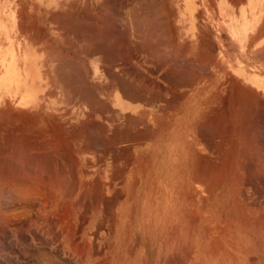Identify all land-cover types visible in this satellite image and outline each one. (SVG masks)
I'll use <instances>...</instances> for the list:
<instances>
[{"label":"rangeland","instance_id":"374dc122","mask_svg":"<svg viewBox=\"0 0 264 264\" xmlns=\"http://www.w3.org/2000/svg\"><path fill=\"white\" fill-rule=\"evenodd\" d=\"M193 1L26 0L39 2L42 8L41 38L26 42V51L20 54L17 41L1 25L0 9V92H21L25 102L17 105L12 96L0 100V211L9 212L4 214L8 218L0 217V227H8L0 228V235L10 237L11 264H29L33 253L24 249L19 234H27L31 242L36 238L42 255L51 253L56 258L55 248L65 241L66 232L53 225L57 219L66 220L59 215H68V222L72 221L73 264H169L167 242H177L178 226L181 231L184 228L180 236L186 242L197 238L202 243L230 241L235 255L242 249L258 257L264 253L263 96L231 75L212 73L211 51L203 49L202 88L198 95L196 91L201 121L195 123L200 154L194 163L185 153L171 152L172 148L161 144L167 139L151 145L144 112L137 121L125 117L114 107L112 89L105 94L97 90L99 80H105L107 87L114 80L119 41L113 37L115 27L122 33L123 56L130 54L136 78L144 80L140 27L152 14H161L158 8L163 2ZM99 29L106 34H99ZM99 50L109 65L105 74H98ZM11 58L20 74L4 73ZM12 78L18 84H9ZM190 124L171 123L166 133L172 125L186 133ZM19 148L21 152L16 151ZM36 189H41L44 200L37 192L31 195ZM26 191L24 197L30 201L24 202L18 195ZM23 211L30 213L26 212L29 219ZM57 211L67 214L57 215ZM19 212L21 220L22 213L15 215ZM22 221L29 227L21 233Z\"/></svg>","mask_w":264,"mask_h":264},{"label":"crops","instance_id":"0c3cea01","mask_svg":"<svg viewBox=\"0 0 264 264\" xmlns=\"http://www.w3.org/2000/svg\"><path fill=\"white\" fill-rule=\"evenodd\" d=\"M160 6L158 10L162 11L161 14H152L139 30L143 37L139 49L145 55L144 80L136 78L130 54L123 56L122 33L115 27L113 37L119 41L115 45L114 80L111 87H107L105 80H99L97 90L105 94L107 88L112 89L114 107L125 117L138 120V116L144 112L149 123L147 137L151 139V145H158L159 139H167L161 144L172 148L171 152L185 153L187 160L195 163L196 154H200V136L196 135L195 123L201 121V103L196 100V91L198 95L202 88L203 49L209 48L211 51L209 64L212 73L231 75L245 88L256 90L259 96L264 97V0H194L163 2ZM0 9L1 25L9 38L17 41L19 54L26 51V42L40 40L42 8L39 2L2 0ZM5 29L3 34L6 33ZM98 33L105 35L106 31L99 29ZM87 58L89 60V54ZM98 59L101 61L98 74H105L109 65L104 51L99 50ZM15 62L11 58L4 73L20 74ZM87 67L90 74L89 63ZM27 72L30 71L25 70V74ZM87 89H90L89 83ZM141 107H144V111ZM171 123L193 124L189 125L186 133L177 129V125H172L173 129L169 128L166 133ZM0 214L4 218L8 217L4 214L9 212L0 211ZM64 217L65 221L53 224L62 233L64 229L66 231L65 241L55 248L58 251L54 255L56 258L51 253L43 256L36 238L31 242L27 234L18 235L24 249L33 252L30 253L29 264H73V225L71 221V227H67L68 216L62 215ZM28 227L29 224L25 222L18 226L21 233ZM0 228L8 227L2 225ZM177 228V242H167L169 264H264V253L258 257L242 249L235 255L234 244L228 241L202 243L197 238L194 242H186L185 237L180 236L185 233L184 228L183 231L180 226ZM68 229L72 231L70 237ZM9 238L0 235L2 264H11ZM28 239L30 242L27 243ZM171 259H176V262L171 263Z\"/></svg>","mask_w":264,"mask_h":264},{"label":"bare ground","instance_id":"6f19581e","mask_svg":"<svg viewBox=\"0 0 264 264\" xmlns=\"http://www.w3.org/2000/svg\"><path fill=\"white\" fill-rule=\"evenodd\" d=\"M0 79H1V77H0ZM14 83H15V84H18V79H17V78H16V79H15V78H12V79L9 81V84H14ZM10 96H12V97H14V98L16 99L15 101H16L17 105H22V106L25 105V102H22L21 99H20V97L22 96V95H21V92H20V94H19V92H17V93L11 92V93H10V91H9V93H8V92H4V91H3V93L0 92V100H2L3 98H9ZM2 97H3V98H2ZM17 97H18V98H17ZM32 103H33V102H32ZM27 105H28V104H27ZM37 118H38V116H37ZM2 121H3V120H2ZM19 121H21V120H19ZM34 121H35V120H34ZM135 121H137V120H135ZM21 122H22V121H21ZM217 123H218V122H217ZM39 124H40V123H39ZM19 125H20V124H19ZM26 125H27V124H26ZM135 125H136V124H135ZM27 128L29 129V127H27ZM33 128H34V127H33ZM36 128H37V127H36ZM31 129H32V128H31ZM37 129H38V128H37ZM37 129H35V131H36ZM49 129L51 130V128H49ZM40 130H41V129H40ZM50 130H49V131H50ZM16 131H17V130H16ZM30 131H31V130H30ZM42 131H44V130H42ZM221 131H222V130H221ZM18 132H20V131H18ZM26 132H27V131H26ZM50 132H52V130H51ZM125 132H126V131H125ZM38 133H39V132H38ZM38 133H36V134H38ZM47 133H48V132H47ZM13 134H14V133H13ZM22 134H23V133H22ZM128 134H129V133H128ZM7 135H8V134H7ZM41 135L43 136L44 134H43V133H42V134L40 133L39 136L41 137ZM103 135H104V134H103ZM103 135H102V136H103ZM11 136H13V135H11ZM23 136H24V134H23ZM23 136H22V137H23ZM25 136H26V135H25ZM35 136H37V135H35ZM39 136H37V138H38ZM45 136H46V135H45ZM48 136L51 137V135H49V134H48ZM16 137H17V136H16ZM19 137H20V136H19ZM28 137H30V136H28ZM32 137L35 138L34 136L31 135V138H32ZM46 137H47V136H46ZM25 138H26V137H25ZM41 138H42V137H41ZM71 138H72V137H71ZM21 139H22V138H21ZM35 139H36V138H35ZM35 139H34V140H35ZM38 139H39V138H38ZM43 139H44V138H43ZM25 140H26V139H25ZM29 140H30V139H29ZM29 140L27 139V140H26V143H27V141L30 143L31 141H29ZM47 140H48V139H47ZM47 140L45 139V143H47V142H49V144L52 143V140H51V141H47ZM49 140H50V139H49ZM53 140H54V138H53ZM23 141H24V139H23ZM58 141H59V140H58ZM20 142H21V141H20ZM32 142H34V141H32ZM43 142H44V141H43ZM21 143H22V142H21ZM29 143H28V144H29ZM54 143H55V142H54ZM14 144H15V143H14ZM23 144H24V142H23ZM32 144H33V143H32ZM39 144H40V143H39ZM52 144H53V143H52ZM69 144H70V143H69ZM19 145H20V144H19ZM21 145H22V144H21ZM44 145H45V144H44ZM37 146H38V144H37ZM40 146H42V145H40ZM47 146H48V145H47ZM18 147H20V146H18ZM25 147H27V146H25ZM30 147H32V146L30 145ZM30 147H29V148H30ZM38 147H39V146H38ZM12 148H13V147H12ZM36 148H37V147H34L33 150L36 149ZM47 148H48V147H47ZM61 148H62V147H61ZM216 148H217V147H216ZM15 149H16V148H15ZM40 149H41V148H40ZM2 150H3V148H2ZM5 150H8V149H5ZM9 150H10V149H9ZM20 150H21V149L19 148V149H17L16 151H20ZM29 150H30V149H29ZM33 150H32V151H33ZM41 150H42V149H41ZM54 150H56V149H54ZM65 150H66V148H65ZM65 150H64V151H65ZM86 150H87V149H86ZM11 151H13V150H11ZM11 151H10V152H11ZM14 151H15V150H14ZM22 151H23V150H22ZM10 152H9V153H10ZM20 152H21V151H20ZM24 152H25V151H24ZM28 152H29V151H28ZM44 152H45V151H44ZM56 152H57V151H56ZM217 152H218V151H217ZM1 153H2V152H1ZM1 153H0V154H1ZM3 153H4V152H3ZM9 153H8V154H9ZM11 153H13V152H11ZM36 153L38 154V152H36ZM39 153H40V152H39ZM62 153H63V152H62ZM17 154H18V153H17ZM17 154H16V155H17ZM24 154H25V153L22 152V155H24ZM28 154H34V153H28ZM1 155H2V154H1ZM10 155H11V154H10ZM10 155H8V156H10ZM14 155H15V154H14ZM39 155H41V154H39ZM44 155H45V153H44ZM47 155H48V154H47ZM62 155H63V154H62ZM5 156H6V155H5ZM17 156H19V155H17ZM50 156H51V153H50ZM115 156H116V155H115ZM6 157H7V156H6ZM12 157H13V156H11L10 159H14V158H15V157H14V158H12ZM22 157H23V156H21V158H22ZM41 157H42V156H41ZM64 157H65V156H64ZM3 158H4V157H3ZM71 158H72V157H71ZM15 159H16V160L18 159V161H19L20 158L17 157V158H15ZM41 159H42V158H41ZM41 159H40V160H41ZM46 159H47V158H46ZM52 159H53V158H52ZM213 159H214V158H213ZM219 159H221V158L219 157ZM25 160H26V157H24V161H25ZM33 160H34V159H33ZM43 160H44V159H43ZM3 161H4V160H3ZM11 161H12V160H11ZM18 161H17V162H18ZM36 161H37V160H36ZM48 161H49V160H48ZM67 162H68V161H67ZM113 162H114V161H113ZM32 163H33V162H32ZM38 163H39V161H38ZM47 163H48V162H47ZM212 163H213V162H212ZM7 164H8V162H7ZM35 164H36V162H35ZM1 165H2V164H1ZM20 165H21V164H20ZM36 165H37V164H36ZM39 165H40V164H39ZM51 165H53V164H51ZM70 165H71V164H70ZM5 166H6V165H5ZM44 166H45V165H44ZM46 166H48V165H46ZM6 167H7V166H6ZM15 167H16V166H15ZM17 167H18V166H17ZM17 167H16V168H17ZM21 167H22V166H21ZM21 167H20V168H21ZM49 167H50V166H49ZM49 167H48V168H49ZM9 168H10V167H9ZM46 168H47V167H46ZM6 169H8V168H6ZM6 169H5V170H6ZM11 169H12V167H11ZM24 169H25V168H24ZM32 169H33V168H32ZM55 169H56V168H55ZM69 169H70V168H69ZM213 169H214V168H213ZM28 170H29V169H28ZM40 170H41V169H40ZM43 170H44V169H43ZM47 170H48V169H47ZM3 171H4V169H3ZM7 171H8V170H7ZM7 171H6V172H7ZM9 171H10V174H12V173H11L12 170H9ZM29 171H30V170H29ZM35 171H36V170H35ZM83 171H84V170H83ZM15 172H16V171H15ZM25 172H27V171H25ZM31 172H32V171H31ZM31 172H30V173H31ZM37 172H38V171H37ZM51 172H52V171H51ZM22 173H23V172H22ZM35 173H36V172H35ZM82 173H83V172H82ZM115 173H116V172H115ZM39 174H40V173H39ZM44 174H45V173H44ZM49 174H50V173H49ZM225 174H226V173H225ZM1 175H2V176H5V174H1ZM12 175H13V174H12ZM30 175H31V174H30ZM34 175H35V174H34ZM37 175H38V174H37ZM37 175H35V176H37ZM46 175H47V174H46ZM73 175H74V174H73ZM118 175H119V174H118ZM120 175H121V174H120ZM7 176H8V175H7ZM9 176H10V175H9ZM19 176H20V175H19ZM19 176H17V177H18V178L23 177V176H20V177H19ZM39 176H40V175H39ZM42 176H44V175H42ZM49 176H50V175H49ZM49 176H46V177L49 178ZM30 177H32V176H30ZM30 177H29V178H30ZM55 177H56V176H55ZM55 177H54V178H55ZM26 178H28V177H26ZM32 178H33V177H32ZM39 178L41 179V177H39ZM71 178H72V177H71ZM97 178H98V177H97ZM99 178H100V177H99ZM115 178H117V177H115ZM123 178H124V177H123ZM243 178H244V177H243ZM13 179H16V176H14ZM36 179H38V177L35 178V180H36ZM49 179H50V178H49ZM49 179H47V180H49ZM51 179H52V178H51ZM121 179H122V178H121ZM20 180H21V179H20ZM26 180H28V179H26ZM41 180H43V178H42ZM47 180H46V182H47ZM63 180H64V179H63ZM123 180H124V179H123ZM123 180H122V181H123ZM22 181H24V180H22ZM49 181H50V180H49ZM73 181H74V180H73ZM220 181H221V180H220ZM8 182H9V181H8ZM10 182H11V181H10ZM25 182H27V181H24V183H25ZM28 182H29V181H28ZM51 182H52V181H51ZM59 182H60V181H59ZM67 182H68V180H67ZM35 183H36V182H35ZM43 183H44V182H43ZM65 183H66V180H65ZM69 183H70V182H69ZM75 183H77V182H75ZM83 183H84V182H83ZM110 183H111V182H110ZM9 184H10V183H9ZM9 184H8V185H9ZM28 184H29V183H28ZM46 184H47V183H46ZM49 184H50V183H49ZM67 184H68V183H67ZM67 184H66V185H67ZM100 184H101V183H100ZM29 185H32V184L30 183ZM55 185H57V184H55ZM60 185L63 186L62 184H60ZM12 186H13V185H10V187H12ZM32 186H34V185H32ZM40 186H42V185H40ZM81 186H82V185H81ZM10 187L8 186L9 189H10ZM68 187H69V186H68ZM73 187H74V186H73ZM109 187H110V186H109ZM40 188H41V187H40ZM44 188H45V186H44ZM69 188H70V187H69ZM9 189H8V190H9ZM32 189H33V188H32ZM46 189H47V188H46ZM92 189H93V188H92ZM118 189H120V188H118ZM4 190H5V189H4ZM4 190H3V191H4ZM13 190H14V189H13ZM29 190H30V188H29ZM29 190H27V191H29ZM40 190H41V189H40ZM40 190L38 189V192H37V189H36V191H35V190H34V191L31 190V192L33 191L31 195H33V193L37 192V193H39L40 196H41ZM42 190H43V189H42ZM44 190H45V189H44ZM94 190H95V189H94ZM14 191H15V190H14ZM27 191H26V192H23V194H19V195L17 194L19 197L21 196L20 198H21V200H24V202H25V199H27V200L29 199V201H30V198H29V197H28V198H26V196L24 197V193L26 194ZM47 191H48V190H47ZM84 191H85V190H84ZM243 191H244V190H243ZM4 192H5V191H4ZM9 192H10V191H9ZM9 192H8V193H9ZM42 192H43V191H42ZM66 192H67V191H66ZM96 192H97V191H96ZM11 193H13V192L11 191ZM29 193H30V191L27 193V194H28L27 196L30 195ZM37 193H36V195H38ZM92 193H93V192H92ZM9 194H10V193H9ZM64 194H65V193H64ZM97 194H98V193H97ZM17 195H16V198L18 197ZM31 195H30V196H31ZM36 195L34 194V197H37ZM46 195H48V194H46ZM5 196H6V195H5ZM10 196L12 197V196H14V195H11V194H10ZM38 196H39V195H38ZM40 196H39V197H40ZM69 196H70V195H69ZM19 197H18V198H19ZM32 197H33V196H32ZM32 197H31V198H32ZM70 197H71V196H70ZM91 197H92V196H91ZM16 198H14V199H16ZM47 198H48V196H47ZM51 198H52V197H51ZM120 198H121V197H120ZM32 199H33V198H32ZM34 199H35V198H34ZM39 199H40V198H39ZM41 199H42V196H41ZM68 199H69V198H68ZM0 200H1V199H0ZM19 200H20V199H19ZM27 200H26V201H27ZM36 200H37V198H36ZM42 200H44V199H42ZM6 201H7V200H6ZM38 201H39V200H38ZM38 201H37V202H38ZM51 201H52V200H51ZM67 201H68V200H67ZM15 202H17V201L15 200ZM40 202H41V201H40ZM65 202H66V201H65ZM47 203H48V201H47ZM51 203H53V202H51ZM78 203H79V202H78ZM78 203H77V204H78ZM37 204H38V203H37ZM59 204H60V203H59ZM17 205H18V204H17ZM25 205L27 206V204H25ZM30 205H31V204H30ZM33 205H34V204H33ZM43 205H44V204H43ZM15 206H16V205H15ZM18 206H19V205H18ZM44 206H47V204L44 205ZM74 206H76V205H74ZM96 206H97V205H96ZM31 207H32V206H31ZM33 207H34V206H33ZM35 207H36V205H35ZM29 208H30V206H29ZM40 208H41V207H40ZM61 208H62V207H61ZM101 209H102V208H101ZM65 210H66V209H65ZM65 210H64V211H65ZM103 210H104V209H103ZM32 211H33V210H32ZM64 211H62V212H64ZM66 211H67V210H66ZM23 212L25 213L24 216H27L28 213H29L28 211H23ZM26 212H28V213H26ZM35 212H36V211H35ZM62 212H61V213H62ZM21 213H22V212L15 213V215H16V214H19V215H20ZM56 213H57V215H58V211H57ZM56 213H55V214H56ZM59 213H60V212H59ZM61 213H60V214H61ZM26 214H27V215H26ZM29 214H30V213H29ZM11 215H13V214H11ZM15 215H14L13 217H16ZM7 216H8V215H7ZM21 216L23 217V213L20 215V217H21ZM30 216H31V215H30ZM30 216H27V218L30 217ZM65 216H68V215H65ZM81 216H82V215H81ZM3 217H4V216H3ZM9 217H10V216H9ZM18 217H19V216H18ZM22 217H21L19 220H21ZM38 217H39V216H38ZM49 217H50V216H49ZM58 217H59V216H58ZM5 218H6V217H5ZM7 218H8V217H7ZM59 218H62V215H60ZM64 218H65V217H64ZM84 218H85V217H84ZM87 218H88V217H87ZM28 219H29V218H28ZM28 219H27V220H28ZM37 219H38V218H37ZM54 219H55V218H54ZM14 220H18V219H15V218H14ZM55 220H56V219H55ZM68 220H70V219H68ZM28 221H29V220H28ZM57 221H59V220L57 219ZM20 222H21V221H20ZM22 222H23V221H22ZM59 222H62L61 219H60ZM8 223H9V222H8ZM25 223H26V222H25ZM66 223H67V221L65 222V224H66ZM68 223H69V222H68ZM69 224H70V225H69ZM69 224H68V225L66 224V226H67V227H71V223H69ZM63 226H65V225H63ZM63 226L61 227L62 230H63ZM15 228H16V227H15ZM71 228L73 229V226H72ZM71 228H69V229H71ZM223 228H224V227H223ZM69 229H68V230H69ZM64 230H65V229H64ZM64 230H63V231H64ZM72 231H73V230H72ZM72 231H70V232H68V233L71 234ZM66 236H67V235H66ZM68 236H69V235H68ZM69 237H70V236H69ZM72 242H73V241H72ZM229 242H230V241H229ZM73 244H74V243H73ZM87 244H88V242H87ZM217 244H219V243H217ZM217 244H216V245H217ZM70 245H71V244H70ZM74 246H75V245H74ZM87 246H88V245H87ZM72 249H73V248H72ZM80 249H81V248H80ZM78 251H79V250H78ZM83 251H84V250H83ZM81 252H82V251H81ZM82 253H83V252H82ZM211 253H212V252H211ZM95 254H96V253H95ZM104 259H105V258H104ZM252 259H253V258H252ZM254 259H255V258H254Z\"/></svg>","mask_w":264,"mask_h":264}]
</instances>
